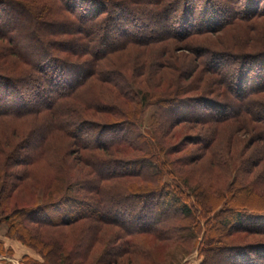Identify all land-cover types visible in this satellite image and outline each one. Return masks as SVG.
Listing matches in <instances>:
<instances>
[{
    "label": "trees",
    "instance_id": "obj_1",
    "mask_svg": "<svg viewBox=\"0 0 264 264\" xmlns=\"http://www.w3.org/2000/svg\"><path fill=\"white\" fill-rule=\"evenodd\" d=\"M200 1L0 0V223L41 258L25 264H160L166 250L186 257L196 247L200 264H264V239H237L264 237V194L227 181L233 127L264 140V45L251 25L264 0H245L239 16L234 5ZM142 4L157 28L138 21ZM228 26L245 46L195 37ZM185 122L198 131L187 136L201 144L198 159L206 154L203 184L170 168L187 164L170 160L179 148L168 144Z\"/></svg>",
    "mask_w": 264,
    "mask_h": 264
},
{
    "label": "rangeland",
    "instance_id": "obj_2",
    "mask_svg": "<svg viewBox=\"0 0 264 264\" xmlns=\"http://www.w3.org/2000/svg\"><path fill=\"white\" fill-rule=\"evenodd\" d=\"M165 1H171V0H165ZM191 1V0H190ZM195 2V5L197 6H203L204 3H200V0H192V2ZM213 3H224L225 5H234L235 9L231 12L232 14L235 13L236 15H240L241 11L244 7V1L245 0H232V1H226V0H212ZM264 3V2H263ZM176 5V9H180L181 8V4L177 3ZM138 9H140V13L138 14V21H144L146 22V24L149 25L148 28H157V24H153L148 20V12L153 9L152 5L150 4H142L137 6ZM199 7V8H200ZM197 13V12H196ZM230 13V14H231ZM178 17V13H175V15L172 13L170 16L169 21H172L173 19H176ZM229 17V15L227 16ZM242 18V17H241ZM264 17H259V19L253 24L251 25H255V32L257 31V35L260 36L259 39L256 40V44H258V46H262L264 45V26L261 27V25H264ZM233 25H248L249 23L246 21H243L242 19H235L233 21ZM263 23V24H262ZM229 25V24H228ZM246 33V32H245ZM233 34H237L239 36L242 37V40H237L236 37L233 38ZM260 34V35H259ZM245 34H242V32L239 29H235L232 28L230 26H228L227 28H220L217 31H211V32H204L203 34H198L195 35L197 41L202 42V40L206 41L207 45L209 46H214L217 47L215 45H217L219 42L223 41L225 42V45L227 44H233V42L236 43V46L232 47L231 49H238L237 47H243L247 44L248 39L245 40L243 39V36ZM262 38V39H261ZM221 40V41H220ZM170 41L174 42L175 44L173 45V51L174 53H176L177 55H179L178 57H185V61L186 59L190 58V56L192 55L191 51H189L187 48L188 47H183L184 45L181 44L182 42H180L179 40H175V39H171ZM230 41V43H229ZM232 41V42H231ZM3 47V45H0ZM229 46V45H228ZM230 47V46H229ZM248 46H246L247 48ZM217 49L222 50V48L219 46ZM2 50V49H0ZM13 56H8V58L10 60H14L16 58H12ZM262 61L264 62V56L261 57ZM260 58V59H261ZM5 60V59H4ZM188 61V60H187ZM6 62V61H5ZM8 64V62H6ZM188 68H186V73L187 74H191L192 68L191 66L194 65V63L192 62L191 64L187 63ZM13 66V64H12ZM262 67V66H261ZM260 70L262 71V73H264V65ZM23 65L22 64H17L15 66V70L17 71H22L23 69ZM191 68V69H190ZM195 68H200L199 64H196ZM194 68V71H195ZM197 70V69H196ZM193 71V72H194ZM190 87L192 88L193 85H190ZM158 91H160L161 89H163V87H158L157 88ZM156 89V90H157ZM23 93L25 95H27V91L24 90ZM153 96V95H152ZM28 97V96H27ZM148 98H150L151 96H147ZM30 99V106L35 104L34 102H40V104L38 105H42V100L43 99H34V98H29ZM33 103V104H32ZM155 110V106L154 105H147L143 111L142 114V129L146 132L148 131V127L150 125V116L153 113V111ZM94 116L99 117V114H95ZM225 125V123L223 124ZM190 126H192L189 122H185V123H180L177 124L176 126H174V128L172 129L171 132H173L175 135L170 137V140L168 141L169 145H174V146H178V152H174L172 155L169 156L170 160L173 162H177L175 161L176 159L179 158H186L187 164L186 165H180L178 163H174V166H171V169H174V167L177 169V171L180 173L181 177L188 182L190 185H198V184H203L206 183L205 179L203 178V172L204 170L207 168V160H206V154H205V158L201 157L198 159V157L200 156L199 154L201 153L202 149H201V144L200 142H193L191 141V139L187 138V136H192L195 133H198L197 130H193V128H189ZM223 130L225 128H222ZM230 131V129H229ZM229 131H227V133H229ZM226 133V130H225ZM232 133H234V135H236L237 137L239 136V140L235 141V145L237 147V149L234 152V159H231V164L234 168H232V170L228 173V179L227 181L232 178L233 176L238 177V179L245 181L246 183H249L253 186V189H255L256 191H259L260 193L264 194V140H260L261 134H257L256 135L249 130H242V129H238L237 127H233L232 129ZM259 135V136H257ZM256 139V140H255ZM223 144H226V142H224ZM73 158V155H68V159L71 160ZM197 159V160H196ZM249 160V161H247ZM248 162V163H247ZM253 165H255L253 167ZM40 166H44L43 162L39 163L37 168ZM22 166L15 168L17 169H21ZM43 169V168H42ZM40 169L38 172H40L38 175L39 178L41 179L40 183H38V186H40L41 188L45 185L46 181L48 179H46V177H48V173L46 171L43 172V170ZM246 171H250L251 173H246ZM75 226V225H74ZM76 227V226H75ZM5 230H6V225L5 223H0V242L2 247H4L3 245V239L6 240L7 239H11L14 240L18 243H20L21 245L25 246L26 248L29 249V257L30 260L32 259H36V260H41L40 256L38 255V253L33 250L32 248L22 244L21 242H19L17 239L14 238H10L8 236H6L5 234ZM73 229H68L66 230V233L68 235V238L70 237L69 235H73L74 232ZM237 237L236 233H230L229 236L227 237V239H235ZM237 239L240 240V242H251L254 241L256 239L262 240L264 239V237H260V236H246V235H241L238 234ZM0 251H1V247H0ZM16 251V250H15ZM12 249H7L4 252V249H2V251L0 252V261H2L4 264H25L22 259L25 256L20 257L19 253H17V251L15 252ZM15 252V253H14ZM185 253L183 252V250L181 248H179L176 251H170V250H166L165 253H162L160 255L161 258V262L160 264H178L180 261L183 262V264L187 261H193L197 264H200L201 261L203 260V255L199 254V250L198 247L194 248L191 250V252L186 255V257H184ZM20 257V258H19ZM32 258V259H31ZM19 260V261H18ZM29 260V261H30ZM220 264H222L221 262H219ZM210 264H216V262H210Z\"/></svg>",
    "mask_w": 264,
    "mask_h": 264
},
{
    "label": "crops",
    "instance_id": "obj_3",
    "mask_svg": "<svg viewBox=\"0 0 264 264\" xmlns=\"http://www.w3.org/2000/svg\"><path fill=\"white\" fill-rule=\"evenodd\" d=\"M3 245H4V247H2V249H4V252H5V250H7L8 248L9 249H12L13 251H17V253L16 254H18L19 253V256L20 257H22V256H24V255H28L29 256V254H30V252H29V249L28 248H26L25 246H23V245H21L20 243H18V242H16V241H14V240H11V239H7L6 238V240H4L3 239ZM15 251V252H16ZM14 252V253H15ZM19 257V258H20ZM1 260V259H0ZM19 261V260H18ZM0 264H4L2 261H0ZM184 264H197V263H195V262H189V261H187V262H185Z\"/></svg>",
    "mask_w": 264,
    "mask_h": 264
}]
</instances>
